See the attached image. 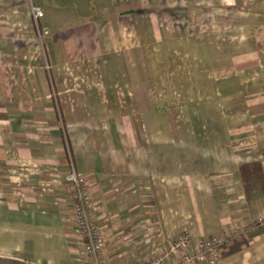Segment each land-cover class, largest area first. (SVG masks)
<instances>
[{
	"label": "crops",
	"instance_id": "obj_1",
	"mask_svg": "<svg viewBox=\"0 0 264 264\" xmlns=\"http://www.w3.org/2000/svg\"><path fill=\"white\" fill-rule=\"evenodd\" d=\"M72 163L108 264L264 214V0H0V264H83Z\"/></svg>",
	"mask_w": 264,
	"mask_h": 264
},
{
	"label": "built area",
	"instance_id": "obj_2",
	"mask_svg": "<svg viewBox=\"0 0 264 264\" xmlns=\"http://www.w3.org/2000/svg\"><path fill=\"white\" fill-rule=\"evenodd\" d=\"M42 14L40 8H34L36 20ZM66 180L75 194L73 213L81 239L83 264H108L104 238L94 211L90 183L87 177L77 171L73 163ZM261 226H264V215L252 220L248 227L235 226L232 230L210 237H198L191 230H184L170 242L165 251L153 256L146 264H217L228 243Z\"/></svg>",
	"mask_w": 264,
	"mask_h": 264
},
{
	"label": "rangeland",
	"instance_id": "obj_3",
	"mask_svg": "<svg viewBox=\"0 0 264 264\" xmlns=\"http://www.w3.org/2000/svg\"><path fill=\"white\" fill-rule=\"evenodd\" d=\"M182 78V77H181ZM195 89L198 91L194 97L197 98L195 103L196 105H194L193 107H191L189 109V115H188V120H190L192 122V127H196L198 125H200L202 123V118H203V112H204V106L205 103H202L201 102V98H202V95H204L203 93V87H200V85H195ZM202 93V94H201ZM198 95V97H197ZM200 97V98H199ZM71 165V164H70ZM70 165H69V168H70ZM86 177V176H85ZM88 179V178H87ZM89 181V180H88ZM90 183V182H89ZM71 189V192H72V195L74 196V204H75V194L72 190V188L70 187ZM73 209H74V205H73ZM264 214L262 215H259L256 219H258L259 217L263 216ZM74 220H75V216H74ZM255 220V219H254ZM75 224H76V220H75ZM249 224V223H248ZM248 224H246L245 226L243 225H239L240 227H248ZM76 227H77V224H76ZM225 232V231H224ZM250 232V231H248ZM247 233V232H246ZM77 235H78V231H77ZM215 235V233L213 234ZM213 235H209V236H205V237H210V236H213ZM80 238V237H79ZM175 239V238H174ZM80 242H81V239H80Z\"/></svg>",
	"mask_w": 264,
	"mask_h": 264
},
{
	"label": "bare ground",
	"instance_id": "obj_4",
	"mask_svg": "<svg viewBox=\"0 0 264 264\" xmlns=\"http://www.w3.org/2000/svg\"><path fill=\"white\" fill-rule=\"evenodd\" d=\"M259 228V227H258ZM257 229V228H256ZM256 229H254V230H256Z\"/></svg>",
	"mask_w": 264,
	"mask_h": 264
}]
</instances>
